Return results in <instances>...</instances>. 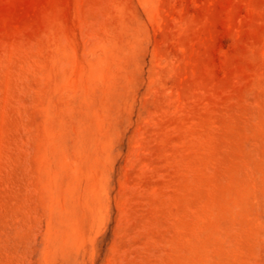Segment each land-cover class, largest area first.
<instances>
[{
	"label": "rangeland",
	"instance_id": "374dc122",
	"mask_svg": "<svg viewBox=\"0 0 264 264\" xmlns=\"http://www.w3.org/2000/svg\"><path fill=\"white\" fill-rule=\"evenodd\" d=\"M0 264H264V0H0Z\"/></svg>",
	"mask_w": 264,
	"mask_h": 264
}]
</instances>
